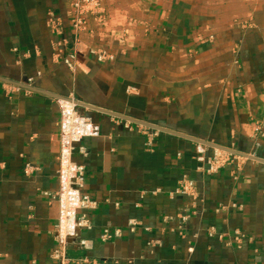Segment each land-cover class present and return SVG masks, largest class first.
<instances>
[{"label": "crops", "instance_id": "crops-1", "mask_svg": "<svg viewBox=\"0 0 264 264\" xmlns=\"http://www.w3.org/2000/svg\"><path fill=\"white\" fill-rule=\"evenodd\" d=\"M69 3L0 0V264H57V207L45 192L57 186L62 98L182 134L80 104L99 125L81 142L86 155H72L95 206L81 233L91 247L70 244L69 255L264 264V0H101L104 21L87 17L83 38L112 57L80 53L73 68L59 58L72 47ZM213 145L251 157L235 154L208 173ZM26 163L36 169L25 173ZM182 178L193 195L175 192ZM106 225L122 235L100 241Z\"/></svg>", "mask_w": 264, "mask_h": 264}, {"label": "built area", "instance_id": "built-area-1", "mask_svg": "<svg viewBox=\"0 0 264 264\" xmlns=\"http://www.w3.org/2000/svg\"><path fill=\"white\" fill-rule=\"evenodd\" d=\"M72 15L71 27L73 30L72 47L66 52L59 54V58L66 66L78 67L77 57L80 53H90L98 61H104L112 57L111 53L104 49L87 46L83 34L90 29L87 27V17L96 23L104 21V7L101 0H69ZM53 31L58 30V24L54 19L49 20ZM27 83L31 82L28 79ZM80 101L73 98H62L58 102V141L59 149L55 157L56 161V189L52 193L45 192L56 203L57 213L52 228L54 247L50 251L51 260L57 264H103V260L88 256H71L68 254V246L75 244L82 249L91 247V240L83 237L81 233L92 227V221L88 211L95 206V201L84 191V166L74 161L72 155L75 149L80 154L86 155V147L81 144L84 138L95 136L99 133L97 120L79 110ZM155 133V132H153ZM256 135L264 137V108L263 118L257 123ZM204 145L197 144L196 151L202 153ZM236 158L234 153L224 149L213 148L207 158L206 172L215 173L219 168L231 163ZM201 159V157H198ZM36 167L26 163L24 172L34 171ZM175 192L193 195L192 181L182 178L178 182ZM184 219V217H182ZM136 221L129 219L127 228L132 231ZM210 229L209 234L212 233ZM122 235L119 227L106 225L100 231V241H108ZM241 234L234 231V238L238 240Z\"/></svg>", "mask_w": 264, "mask_h": 264}, {"label": "water", "instance_id": "water-1", "mask_svg": "<svg viewBox=\"0 0 264 264\" xmlns=\"http://www.w3.org/2000/svg\"><path fill=\"white\" fill-rule=\"evenodd\" d=\"M29 88H31V87H29ZM81 104H82L83 106H88V107H90L91 109L99 110V111H103V112H106V113H108V114H111V115H114V116H117V117H121V118L127 119V120H129V121H133V122H136V123H140V124H142V125L145 124L146 126L151 127V128H154V129L164 130V131L172 132V133H174V134H180V135H182L181 133H177V132H174V131H170V130H168V129H164V128H162V127H159V126H157V125H154V124H151V123H148V122L142 121V120H138V119H135V118H132V117H128V116H126V115H122V114H119V113H115V112L108 111V110H106V109H102V108H99V107H95V106H93L92 104H91V105L86 104V103H81ZM81 112H82V111H81ZM199 141H200V142H203V143H207L206 141H202V140H199ZM213 146H215L216 148H219V149L227 150V151H229V152H231V153H234V154H241V155H244V156H250V157H251V155H248V154H245V153H240V152H238V151H236V150H233V149H231V148L223 147V146H220V145H213Z\"/></svg>", "mask_w": 264, "mask_h": 264}]
</instances>
